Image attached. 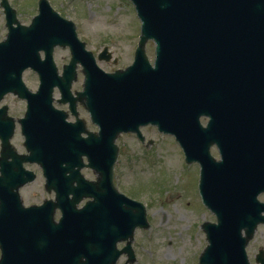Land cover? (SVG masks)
<instances>
[{"label": "water", "instance_id": "obj_1", "mask_svg": "<svg viewBox=\"0 0 264 264\" xmlns=\"http://www.w3.org/2000/svg\"><path fill=\"white\" fill-rule=\"evenodd\" d=\"M131 1L142 21L135 62L125 71L106 74L86 52L74 24L61 19L46 0L30 27L22 26L17 12L3 0L9 34L0 43V102L9 93L27 101L28 112L20 121L32 153L27 160L43 164L47 189L55 191L56 202L24 208L19 188L35 176H20L15 169L21 162L3 164L0 264L115 263L123 253L117 251L118 242L133 239L136 227L146 225L142 205L126 200L113 185L118 137L148 124L174 134L195 112L197 117L224 106L232 118L240 107V122L228 126L240 136L227 146L228 173L216 168L213 176L204 175L203 199L219 224L204 228L209 246L200 264H250L246 247L264 225V204L258 201L264 194V0ZM149 41L156 43L155 67L146 54ZM56 47H70L73 56L63 77L53 60ZM107 54L108 49L100 60ZM80 63L85 68L84 92L75 98L72 85ZM28 68L40 69L37 94L23 82ZM56 88L62 94L59 103L70 101L74 112L78 102L86 108L100 127L99 134L86 132L81 122L64 123V116L54 110ZM14 132V120L4 107L0 110L4 161L13 153ZM64 163L69 176L62 174ZM85 166L100 174L99 183L81 175ZM87 198L94 202L79 210ZM130 257L135 259L132 252Z\"/></svg>", "mask_w": 264, "mask_h": 264}, {"label": "rangeland", "instance_id": "obj_2", "mask_svg": "<svg viewBox=\"0 0 264 264\" xmlns=\"http://www.w3.org/2000/svg\"><path fill=\"white\" fill-rule=\"evenodd\" d=\"M52 7L64 18L72 20L79 27V38L87 43L89 50L102 52L108 48L113 53L117 64L99 63V66L108 72L127 68L134 58L141 33V23L133 6L125 0H49ZM12 6L18 11L19 19L24 25L31 23L32 17L37 14V0H10ZM37 2V4H36ZM8 30L5 26V16L0 7V42L7 37ZM150 59H155L153 43L148 45ZM149 55V54H148ZM71 59L69 50L57 49L55 61L62 71ZM25 82L33 91L38 89V81L32 73L25 75ZM83 78L75 85V91H81ZM59 97V95H57ZM10 108V115L18 118L26 113V106L15 97H8L5 102ZM66 109L65 107H59ZM81 117L87 120L90 130L97 129L91 125L87 114L81 110ZM119 142L122 150L118 172L123 182V187L132 194V190L142 192L138 195L143 200H152L155 204L148 217L154 227V234H142L148 237L137 245L139 264H199L203 249L207 246L206 236L201 225L207 221H214V216L207 213L198 202L193 201L195 196V171H190L182 166V158L176 143L169 137L158 144L159 151L153 154L156 162H149L148 166L142 156L139 142L133 137H124ZM24 138L18 129L13 144L21 148ZM23 150V148H21ZM157 154V155H156ZM139 155V156H138ZM132 156L135 160L132 161ZM134 166L133 170L126 167ZM124 169V170H123ZM128 175V177L123 176ZM84 175L93 179V174L85 171ZM132 189V190H131ZM155 194L154 199H152ZM157 195V197H156ZM23 200L26 206L40 204L45 198L49 199L42 182H38L22 190ZM164 197V201L162 197ZM161 197V201H158ZM53 198V197H52ZM264 201V198H262ZM191 203L190 206H187ZM206 213V214H205ZM205 214V215H204ZM152 250L148 253L147 249ZM264 251V227H261L248 249L252 264L255 256Z\"/></svg>", "mask_w": 264, "mask_h": 264}, {"label": "flooded vegetation", "instance_id": "obj_3", "mask_svg": "<svg viewBox=\"0 0 264 264\" xmlns=\"http://www.w3.org/2000/svg\"><path fill=\"white\" fill-rule=\"evenodd\" d=\"M29 73H32L33 76L36 78V80L39 82L38 75H36L33 72H29ZM218 109H220V111H216V110L214 111L213 109H207V111H202V112L198 111V113L199 112L200 113L197 117H196L197 113L195 112L192 117H189L187 120L183 121V123L186 122L185 123L186 127H184L183 125L179 126L178 134L180 135V139L184 142H186V140L189 139V140H193V141L195 140V141L203 142V145H209V151H210L211 156L216 161H223L225 159V155H223L219 151L217 145L220 143L224 148L223 149L224 154H227V149H225V146H227L229 144V139L231 141H234L233 138L240 136V132L228 130V128H227L230 124H234V123H237L240 121V107L237 109L238 114L233 118L229 115V109L227 106H224V107H221ZM64 111H68V108ZM24 115H23V117H24ZM23 117H21V118L20 117H18V118L13 117V118L16 120H19V119H22ZM229 119H231V120H229ZM69 120H70V122L75 121L74 117H72L71 114H70ZM142 132L144 134L145 141H141L136 135H127L125 137H130V138L133 137L132 139L135 142H139V144H141V146H142L141 152H142L143 158L145 159V163H149L150 160H151V162L152 161L156 162L155 159L153 158V154L155 152L157 153L159 151V149L157 148L158 144L164 142L166 139L164 138L163 135H161L159 133V131L155 127H152V126L144 127L142 129ZM123 139H126V138L123 137ZM123 139H121L120 141H122ZM178 146H179V144H178ZM150 147H152V148L148 151V148H150ZM21 148H23V150H21ZM21 148L16 147V154L20 157H23L24 155L27 154V149L25 147V143L22 144ZM9 156H10V158L4 161L3 149H2L1 144H0V178L3 177V173H2L3 164H6V162H7L8 165H13L15 163L16 158H14V154L12 152H10ZM121 156H122V150L120 147V158H121ZM194 158L195 159H194L193 163L189 165L188 170H190L191 172L195 171L197 174V177L194 178L195 196L193 197V201L195 203H197L198 202L197 196H196V194H197V181H198V178H199L200 173L202 171V165L200 164V161L205 160V157H204V155H200V156L195 155ZM1 159H3V160H1ZM133 159L135 160L134 156H132V161H133ZM83 161L85 163L87 161V159L84 158ZM119 162H120V159H119ZM119 162H118V164H119ZM118 164L116 165L115 183L121 188L122 192H124V194L127 197L144 203L146 205L147 211L150 212V207L152 209L155 204L153 203L152 200H147V199L143 200L144 198H142L141 196L138 195V193L140 194L142 192V190L140 192L138 190L135 191V190L131 189L132 191L137 193V194H132L131 192H128L129 190H126L123 187V182L121 181V178H120L119 172H118ZM13 166H15V165H13ZM23 167H24V170L20 168V173H22L20 176L27 177L29 175V173H34L36 176L35 184L38 182H42L43 186L45 188L44 170L41 168V166H39L36 163H33V164L25 163L23 165ZM63 167L65 169L68 168V164L65 163L63 165ZM126 169L129 171V170H131V167H126ZM85 171H89L92 174L94 173L91 170L86 169V168L83 169L82 173L84 174ZM121 173H123V176H124V172L121 171ZM67 176H69V173H67ZM93 176H94V174H93ZM125 177H128V175L124 176V179H125ZM93 178L95 179L96 177L94 176ZM45 191H46V188H45ZM46 193L49 195V197H50L49 199H52L53 195L48 193L47 191H46ZM151 195H153L152 199H154L155 194H151ZM99 196H100V194L98 195V197ZM156 197H157V195H156ZM161 197H162V200L164 201V197L163 196H161ZM161 197L160 198L158 197V201L159 200L161 201ZM47 200L48 199L45 198L42 203L33 204V205H41ZM190 205H191V203L187 204V206H190ZM149 222L153 223L151 220V217H150ZM151 223H150V229H148V230L136 229V241H135V245H133V248H134V251L136 254L135 261L129 262L128 253H124L123 256L121 255L122 257H120L117 264H139L140 263L139 254L137 252L136 247L139 244V242H141L143 239L148 238V237L142 236V239L138 240V236L142 235V234H147V233L150 235H153L154 234V227ZM127 247H128L127 241H124V242L121 241L119 243V246H118L119 251H124ZM147 251L150 254L152 253V250H150V247H149V249H147Z\"/></svg>", "mask_w": 264, "mask_h": 264}]
</instances>
